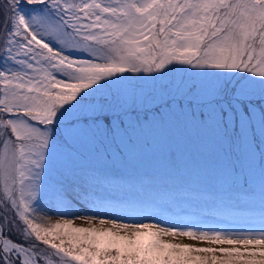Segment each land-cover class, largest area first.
Wrapping results in <instances>:
<instances>
[{
	"label": "snow or ice",
	"instance_id": "snow-or-ice-1",
	"mask_svg": "<svg viewBox=\"0 0 264 264\" xmlns=\"http://www.w3.org/2000/svg\"><path fill=\"white\" fill-rule=\"evenodd\" d=\"M0 264H264V0H0Z\"/></svg>",
	"mask_w": 264,
	"mask_h": 264
},
{
	"label": "rangeland",
	"instance_id": "rangeland-1",
	"mask_svg": "<svg viewBox=\"0 0 264 264\" xmlns=\"http://www.w3.org/2000/svg\"><path fill=\"white\" fill-rule=\"evenodd\" d=\"M116 192L120 195H132V193L126 192L121 186H116ZM207 202L204 201L203 199H200L198 195L193 192L185 201H182L178 207L181 208H193V209H198V208H204L207 207ZM210 220H214L216 218L210 217L208 218ZM185 243H192L191 241H188L187 239H184Z\"/></svg>",
	"mask_w": 264,
	"mask_h": 264
}]
</instances>
